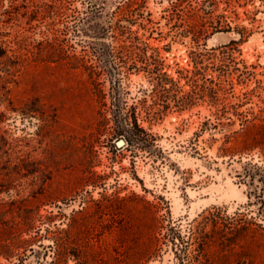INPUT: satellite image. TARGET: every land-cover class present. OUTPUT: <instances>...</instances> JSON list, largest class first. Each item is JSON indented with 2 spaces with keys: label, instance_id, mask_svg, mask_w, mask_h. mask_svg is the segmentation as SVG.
I'll return each instance as SVG.
<instances>
[{
  "label": "rangeland",
  "instance_id": "374dc122",
  "mask_svg": "<svg viewBox=\"0 0 264 264\" xmlns=\"http://www.w3.org/2000/svg\"><path fill=\"white\" fill-rule=\"evenodd\" d=\"M202 3L0 0V264H264V0Z\"/></svg>",
  "mask_w": 264,
  "mask_h": 264
},
{
  "label": "trees",
  "instance_id": "16d2710c",
  "mask_svg": "<svg viewBox=\"0 0 264 264\" xmlns=\"http://www.w3.org/2000/svg\"><path fill=\"white\" fill-rule=\"evenodd\" d=\"M209 4L205 5L202 3V5L197 9V12H193L191 14V16L194 18L193 22L188 26V31L190 33H192L194 39L198 40L201 37L205 36L208 31H209V27L212 28V32H217V31H224V32H229V31H236L239 34V41H241L243 38H245V36L248 34V28L245 26H239V25H235V26H231V21L228 20V16L225 13H218L215 14L218 5L223 1V3H225L227 6H229L231 4L232 1L234 0H208ZM238 1V0H236ZM226 10V9H225ZM198 12H201V14L203 13L205 16L200 15ZM199 17V19L197 20V18ZM233 43H235V40H232ZM128 46V47H127ZM130 45H125V44H121L119 46V48H110V47H106L105 49L101 50V49H97V48H93V53H97V58H102V56H105L106 59L110 62L112 61L113 63H115L116 61L118 63H126V58L130 60H134V55L135 52L133 49H135V47H133L132 49H129ZM86 62H84L85 65ZM86 68H90V73L94 74L95 72H93V65H85ZM143 69L145 71H147L148 74H150V77L152 78V80H157L162 82L163 78H164V73L161 72V70L159 68H150L148 67L146 64L144 66H142ZM135 69L136 71L138 70V67L136 66L135 62H131V64L129 65L128 70L130 69ZM211 82V81H210ZM211 92H212V99L214 101V103H216V101H218V97L216 95L217 91L214 90L213 88H211ZM121 110V108L119 109ZM121 112V111H120ZM126 119L124 120L126 128L128 126H131V122H129V118L127 115ZM133 120H134V126H137V120L136 117L133 116ZM129 130V128H128ZM123 131H125V127L123 129H118L116 131V135H120ZM154 138L151 134L148 133H144V137L138 139L139 143H152L154 142ZM117 146V145H116ZM151 219L154 220L155 217L152 215ZM174 239V238H172ZM172 243L175 245V243L172 241ZM173 249L176 252V247H173ZM177 253V252H176ZM180 264H184V262H180ZM189 264V263H187Z\"/></svg>",
  "mask_w": 264,
  "mask_h": 264
}]
</instances>
